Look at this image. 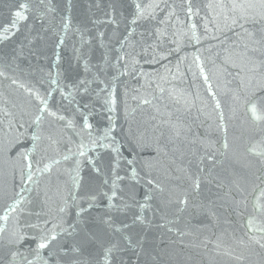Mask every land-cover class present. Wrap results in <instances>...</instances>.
I'll return each mask as SVG.
<instances>
[{
  "label": "water",
  "instance_id": "water-1",
  "mask_svg": "<svg viewBox=\"0 0 264 264\" xmlns=\"http://www.w3.org/2000/svg\"><path fill=\"white\" fill-rule=\"evenodd\" d=\"M260 153L262 0H0V264H264Z\"/></svg>",
  "mask_w": 264,
  "mask_h": 264
},
{
  "label": "snow or ice",
  "instance_id": "snow-or-ice-1",
  "mask_svg": "<svg viewBox=\"0 0 264 264\" xmlns=\"http://www.w3.org/2000/svg\"><path fill=\"white\" fill-rule=\"evenodd\" d=\"M262 6H264V0H262ZM20 7H21V9H26L27 5L26 4H21ZM157 7H158V5H157ZM233 7L235 8L236 5L234 4ZM136 8H137V17L143 16L144 12L141 11V5L137 4ZM15 17H16V19L13 20V26H15L17 20L26 19V16L24 15V11H17L15 13ZM132 22L136 23V19H133ZM53 83H55V81H53ZM41 104L43 105V107L40 108V111L43 112L44 109L46 108V102L45 101H41ZM253 112L255 114V106H253ZM50 114H52V113H50ZM256 118L259 119L260 117L257 115ZM39 120H40V117L38 116L37 117V121H39ZM84 126L86 128L90 127V125L87 123V121H85V125ZM115 151L117 153H119V149H115ZM81 155H83V152L81 153ZM260 155H264V153H260ZM95 171L99 174L101 169L97 167V168H95ZM133 172L135 174V170H133ZM78 180H79V178H78ZM149 183L151 184L152 181H149ZM199 189H200V179L197 178L195 180V182H194V190L199 191ZM161 191H163V190L161 189ZM262 195H264V193H262ZM114 196H115V193H113V197ZM179 202L182 205H186L188 203V201L186 199H182ZM105 223H108L110 227L112 226L110 221H105ZM116 230L120 231L119 228H117ZM56 238L57 237L55 235H53L50 238H46L45 240H42L41 242H39L38 245H37V255H39L40 251H42L43 249H46L49 246V243L51 241H53V240H56ZM95 239H96V237H95L94 233L86 231L85 232V239L83 241H81L77 246L70 247L65 254H74V255L79 256V255H81L83 253V249H85L89 244L95 242ZM261 247H264V245H261ZM112 250H113L112 248H108V249L105 250L104 259L106 261L108 260V256L112 252ZM29 264H31V262H29ZM73 264H77V262L74 261Z\"/></svg>",
  "mask_w": 264,
  "mask_h": 264
}]
</instances>
